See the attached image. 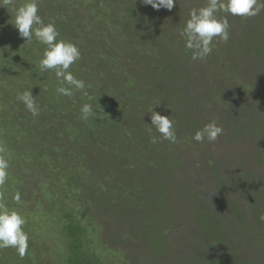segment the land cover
Returning <instances> with one entry per match:
<instances>
[{
	"label": "rangeland",
	"instance_id": "obj_1",
	"mask_svg": "<svg viewBox=\"0 0 264 264\" xmlns=\"http://www.w3.org/2000/svg\"><path fill=\"white\" fill-rule=\"evenodd\" d=\"M16 2L18 7L25 0ZM38 4L44 22L55 23L58 39L79 48L81 58L69 71L85 82L83 91L102 92L108 98L116 93L124 100L112 109L118 114L114 121L131 128L132 135L127 140L117 134L118 143L104 144L106 150L94 144L86 152L81 149L86 155H72L67 172L63 156L53 164L52 153L68 150L55 149L57 140L68 135L64 121L51 120L48 110L60 82L54 71L39 68L46 46L35 38L25 44L12 24L13 9L0 7V155L9 161L0 201L25 217L24 230L32 245L21 263L15 260L14 248L0 249V264H65L64 227L72 220L68 214L86 231L85 250L105 264H201L204 258L197 261L196 255L205 248L204 237L211 240L217 233L215 218L240 221L236 214L245 212L249 200L256 201L252 195L238 208L235 193L244 171L264 173L259 159L264 157V85H259L264 81V11L251 18L218 13L229 20V40H214L212 53L194 61L181 32L190 12L207 6V0H176L172 10H155L142 0H38ZM78 14L81 24L74 20ZM106 17L112 26H104L103 33L111 44H96L92 35L100 29L96 22L101 18L105 24ZM113 19L119 20L118 26ZM75 26L79 36L72 35ZM98 63L109 64L104 68ZM27 90L36 98L38 117L17 99ZM71 98L81 96L70 97L69 103ZM152 109L175 122V143L159 140L151 126ZM213 120L223 127V134L211 143L194 141L195 133ZM117 126L107 134L117 132ZM70 181L72 186L66 188ZM222 185L234 188L223 191ZM17 192L20 203L13 199ZM209 245L214 248L212 257L219 256L215 253L220 243ZM246 245L231 249L232 263L230 259L224 263L233 264L240 252L251 253L258 246Z\"/></svg>",
	"mask_w": 264,
	"mask_h": 264
},
{
	"label": "clouds",
	"instance_id": "obj_2",
	"mask_svg": "<svg viewBox=\"0 0 264 264\" xmlns=\"http://www.w3.org/2000/svg\"><path fill=\"white\" fill-rule=\"evenodd\" d=\"M144 5H151L153 9L165 8L172 10L176 0H142ZM0 7L12 8L14 16V27L19 36L30 43L33 38L40 44L45 45L43 57L39 61V68L43 71H54L56 79L60 82L56 92L61 96L71 97L73 88L83 91L85 82L77 79L69 71L71 66L81 58L78 47L68 41L58 39L60 33L55 23H45L39 15L38 0H25L17 7L16 0H0ZM264 11V0H207V6L193 9L190 19L186 22L181 35L185 37V47L192 50V60H203L212 51L213 41L218 39L226 43L229 40V20L227 16H219L218 13H226L232 17L251 18L258 16ZM67 85V86H65ZM86 94V93H85ZM25 108L33 117H38L40 109L36 104V98L31 90L17 95ZM81 119L87 120L95 115L91 104H84L81 109ZM151 126L160 134V141L175 143L177 140L174 121L151 110ZM224 132L222 126L213 120L206 124L203 129L198 130L193 140L203 143L215 142ZM157 143L156 137L152 139ZM9 161L4 155H0V186H3L8 178ZM13 199L20 203V194L17 192ZM27 221L19 212L9 209L0 201V249L14 248L17 254L23 258L29 248V234L24 230Z\"/></svg>",
	"mask_w": 264,
	"mask_h": 264
},
{
	"label": "trees",
	"instance_id": "obj_3",
	"mask_svg": "<svg viewBox=\"0 0 264 264\" xmlns=\"http://www.w3.org/2000/svg\"><path fill=\"white\" fill-rule=\"evenodd\" d=\"M109 1H112L115 3L116 0H107V3H109ZM94 8L96 9L97 6H94ZM109 14H110V12H109ZM114 15L116 16V14H114ZM132 15H133V12L130 15H128V18L126 17L125 19L129 20ZM107 16H108V13H107ZM110 16H113V14L111 13ZM64 18H65V16H64ZM113 18H114V16H113ZM98 19H100V20L96 22V25H98L100 27V29L94 30L93 31L94 33H92V35H95V38L98 39V40H96L97 41L96 44L97 43L103 44V45L104 44H111V42H110L111 40L106 37V35L103 33V30H104V26L106 27V25H109L112 22V20L110 19L111 20L110 21L106 17L105 19H103L105 22V24H104L101 21V18H98ZM74 20L76 22H78L79 24H81L82 23L81 14H78V16H76L74 18ZM118 21H119L118 19H113V22L115 23L116 26H118L117 25ZM124 21L125 20L123 19L122 20L123 26H124ZM83 26L85 27V25H83ZM110 26H112V23ZM149 26H150V23H149ZM84 27H83V30H84ZM124 27L126 28L127 26H124ZM85 29H87V27H85ZM108 30H113V28H110ZM85 33L88 34L87 30ZM89 33H91V31ZM80 34H82V33L77 32V29L75 26V30L73 28V34L72 35H78L79 36ZM115 36H117V35H115ZM77 38L78 37H73L72 39L77 40ZM111 39H113V38H111ZM108 50L110 53H112L111 49H107V51ZM98 57H103V56L97 55V58ZM111 60H115V58L113 59V56H112ZM98 64L100 67L105 68L106 64H109V63H98ZM167 69L168 68H166V71H167ZM262 72H264L263 69H262ZM172 74H173V72H170L169 75H172ZM259 77H262L261 74ZM259 85H260V87H263L264 81H261ZM262 90H264V89H262ZM75 93H77L78 96H81V98H78V100L71 98L70 99L71 102L69 103L68 99L70 97L61 96V95L60 96L54 95L49 100L50 105L48 106V110L50 111V119L53 120L54 122H56V120H58L57 122H60V124H63V121H64V124L66 126L64 128V130H67V132L65 131V133L68 135V138H66L65 135H63V136L60 135L63 138H62V140L60 138L57 140V142H56L57 145H56L55 149L62 150L61 149L62 147H66L68 149L67 153H64V154L59 153V155H57V153L54 154V153H52L53 151L51 152L53 155V161H52V162H54L53 164H59L60 157L63 156L65 164L67 163L64 166V167H66V169L64 170L66 172L71 167L70 166L71 162L73 165V161H72L73 156L72 155H74V156L78 155V154H81L83 156L86 155V154L80 153L81 149H83L85 151V150H87L89 145L91 146V144H94L95 146H97L98 149H100L99 146L102 148L103 145L108 143V142L114 143L116 145L118 143L116 141L117 134L118 135H119V133L124 134L125 139H127V140L130 139L129 136L131 134V131H130L131 128L126 127L127 125H125L124 123L121 124V122H120V124H118L117 123L118 121H116V120L114 121V119L117 118L118 114H116V116H115L114 115L115 113H113L112 109L114 107L116 109H118V107H120V102H121V104L124 103L123 102L124 100L121 101L118 98H116V96H118L116 93H113L112 96H110L111 98H108L109 95L107 96V94L105 95V97H103L102 92L101 93L99 92L100 94L97 95L96 93H93L92 91H80V90L73 89V95L72 96L78 97L77 95H75ZM82 96H84V97H82ZM79 99H80V101H79ZM66 102L69 104H73V105H69ZM80 103H81V105H80ZM38 104L40 105V102ZM84 104H91L93 111L95 113V115L89 117L87 120L81 119L80 109ZM110 111H112V112H110ZM117 125H120L119 130L117 132L112 131V133L110 135H108L107 132L109 131V129H111V128H117L118 129ZM61 131H62V128L57 129V132L59 134ZM133 132H135V131L132 130V133ZM64 138H66V139H64ZM112 138L115 140H113ZM103 148L105 149L106 147H103ZM39 150H41L40 147H39ZM90 158H92V157H90ZM259 159L262 162H264V157H261ZM110 171L111 172L108 174H113L112 176H114V172L112 170H110ZM259 172L260 171L255 172V170H252L251 173L249 174L248 172L244 171V176H243L244 180H243L241 186L238 185L237 188L235 187L236 191L241 193V194H239L238 192L235 193L236 196L239 198V207L238 208H240V204L244 205L243 204L244 200L252 197V195L256 196L255 197L256 201L260 200V199H258L260 197V194H258V192H259V189L262 186H264V173L259 174ZM227 173L234 176L233 173H229V172H227ZM108 174H106L105 176H107ZM74 175H77V174H74ZM99 175H100V173H99ZM219 177H220V179H222L221 175H219ZM218 180H219V178H218ZM226 182H225V184H226ZM69 186H72L71 181L68 182V185H65L66 188H68ZM222 186H224V185H222ZM223 188H224L223 191L224 190L230 191V189L234 188V187H231V186L225 187L224 186ZM73 191H75V190H73ZM119 196H121L120 191H119ZM256 201L255 200L253 201V203H252L253 205L251 206L252 208L250 206H247V207H246V205L244 206L245 212H247L248 214H246L243 211H241L240 214H236V218H239L240 221L238 219H232L229 222H227L226 220L224 222V221H222V220H224L223 218H222V220H220L219 217L215 218V221L217 219L218 220L216 223L213 224V227L217 233L213 234L214 238L211 240H207V238L204 237L203 241H204L205 248L202 249L200 251V253H198L200 255H196V260L199 261L198 258L203 257L204 261H208V262L212 261L211 264H220V263L226 264V263H224V259L228 260V261L230 259V262L232 263L231 258H229V256H230L229 251L231 249H238V248L243 247V246L245 248H247L246 243L248 244L249 241H254L259 246V252L262 253V256L254 257L252 254H250V252H247L248 255L246 253L245 254L241 253L240 255H237V257L233 258V260H235L233 264H261L262 262L264 263V255H263L264 247L263 246L261 247V244L264 243V204L261 205V207H260V206L255 204ZM215 202L217 203V201H215ZM248 207H250V208H248ZM249 209H251V210H249ZM240 210H241V208H240ZM231 212H234V211L231 210ZM66 216L68 218H71L72 220L68 224L66 223V225L64 227V233H65V236L67 238L66 244H65V246H66L65 264H105L103 262V260L96 253L92 254V253H89L88 251L85 250L86 244L84 241V236L86 234V231H85L84 227L82 226V224L76 223V221H75L76 218L73 214H68ZM249 218H252V220ZM224 223H225V225H224ZM109 232H107V233H109ZM209 243H211V244L220 243V245H219L220 248H217V251H216L218 253H215V254H219V256L217 255L216 258H213L212 257L213 255L210 253L211 252L210 250H213L214 248L210 249L208 247ZM228 243H229V248L227 249L226 244H228ZM29 244L31 245L30 241H29ZM209 246L213 247V245H209ZM31 247H32V245H31ZM28 250H29V248H28ZM15 260L16 261L20 260L19 262L21 263V260L25 261V256L23 258H21L19 255L17 257L15 256ZM204 261L202 263H204Z\"/></svg>",
	"mask_w": 264,
	"mask_h": 264
},
{
	"label": "flooded vegetation",
	"instance_id": "obj_4",
	"mask_svg": "<svg viewBox=\"0 0 264 264\" xmlns=\"http://www.w3.org/2000/svg\"><path fill=\"white\" fill-rule=\"evenodd\" d=\"M264 186H262L260 189H259V192H258V194H260V197L258 198V199H260L259 201H256V205H258V206H260L261 207V205H263L264 204V201H262L263 199H264V188H263ZM251 200H249V203H251V205L250 206H252L253 204H252V202H250ZM262 202V204H260ZM241 205V204H240ZM248 244L251 246V247H253L255 244H257L256 242H254V241H249L248 242ZM243 249H244V247H242ZM241 253H243V254H247L248 255V253H247V251H244V252H240L239 254H241ZM250 254H252L254 257H260V256H262V253H260L259 252V246H256L255 248H254V250L253 251H251V253ZM263 255H264V253H263ZM261 264H264L263 262L261 263Z\"/></svg>",
	"mask_w": 264,
	"mask_h": 264
}]
</instances>
